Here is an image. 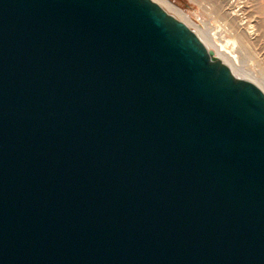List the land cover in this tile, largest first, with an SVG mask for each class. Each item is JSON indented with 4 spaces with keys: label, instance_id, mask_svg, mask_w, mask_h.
<instances>
[{
    "label": "water",
    "instance_id": "water-1",
    "mask_svg": "<svg viewBox=\"0 0 264 264\" xmlns=\"http://www.w3.org/2000/svg\"><path fill=\"white\" fill-rule=\"evenodd\" d=\"M0 264H264V91L153 0H0Z\"/></svg>",
    "mask_w": 264,
    "mask_h": 264
},
{
    "label": "bare ground",
    "instance_id": "bare-ground-1",
    "mask_svg": "<svg viewBox=\"0 0 264 264\" xmlns=\"http://www.w3.org/2000/svg\"><path fill=\"white\" fill-rule=\"evenodd\" d=\"M153 1L158 3L168 13L172 11L173 13L175 12L177 16L181 17L179 19H182L181 21L195 30L199 37L205 42L207 47L210 50L215 51L216 56L219 57L224 63L229 65L236 76H253L259 74L244 63L242 57L243 54L241 53V50H245L249 46H247V44H253L258 40L257 33H255L253 26L249 24L248 21H246L243 17L245 11L244 6H239L231 0H225L223 8L221 7V13L227 17V25L221 23L216 26L217 24L213 25L210 22L205 23L202 22L203 20H201V26L182 9L172 4L169 0ZM228 23H230L232 27ZM215 29L218 31H226L229 33V35L239 39H216V33H212Z\"/></svg>",
    "mask_w": 264,
    "mask_h": 264
},
{
    "label": "rangeland",
    "instance_id": "rangeland-1",
    "mask_svg": "<svg viewBox=\"0 0 264 264\" xmlns=\"http://www.w3.org/2000/svg\"><path fill=\"white\" fill-rule=\"evenodd\" d=\"M172 4L182 9L187 15H189L196 23L202 26V22H210L213 25L219 24L227 25V17L221 13V7L223 8L225 0H169ZM239 6H244L243 17L249 24H251L257 33L258 40L253 44H247L245 50H241L243 54L244 63L250 66L258 75L253 76H241L247 80L256 82L264 89V0H231ZM205 4V5H204ZM177 19L181 18L173 13L169 12ZM182 20V19H179ZM215 22V23H214ZM230 24V23H228ZM232 27V25L230 24ZM255 26V27H254ZM216 28V27H215ZM257 29V30H256ZM216 33V39H236L232 35H229L226 31L214 30ZM239 47V46H238ZM241 48V47H240ZM213 51V50H212ZM214 54L216 53L213 51ZM216 55V54H215Z\"/></svg>",
    "mask_w": 264,
    "mask_h": 264
}]
</instances>
